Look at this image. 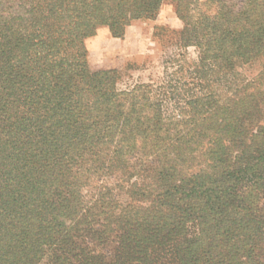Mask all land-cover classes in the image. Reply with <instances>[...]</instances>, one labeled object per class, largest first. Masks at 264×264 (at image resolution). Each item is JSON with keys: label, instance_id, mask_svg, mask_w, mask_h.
<instances>
[{"label": "trees", "instance_id": "obj_1", "mask_svg": "<svg viewBox=\"0 0 264 264\" xmlns=\"http://www.w3.org/2000/svg\"><path fill=\"white\" fill-rule=\"evenodd\" d=\"M54 1L0 0V264H264V64L164 118L84 44L164 0ZM169 1L200 85L264 57V0Z\"/></svg>", "mask_w": 264, "mask_h": 264}, {"label": "rangeland", "instance_id": "obj_2", "mask_svg": "<svg viewBox=\"0 0 264 264\" xmlns=\"http://www.w3.org/2000/svg\"><path fill=\"white\" fill-rule=\"evenodd\" d=\"M225 1L238 8L243 0ZM54 2V10L61 14L60 0ZM13 8L19 14L24 11L23 5L15 4ZM72 26L68 25V30L71 31ZM182 27L176 14V3L169 0L162 2L153 20H134L122 39L113 38L107 27H100L84 42L89 67L92 71L116 70L120 91H129L135 85H148L150 96L161 105L164 118L180 120L192 97L223 100L230 94L227 79L237 82L253 78L264 64L263 57L252 64L237 67L227 78L216 70L208 77L207 85H200L193 72L198 51L193 46L180 47L178 33ZM115 184L110 183L111 186Z\"/></svg>", "mask_w": 264, "mask_h": 264}, {"label": "crops", "instance_id": "obj_3", "mask_svg": "<svg viewBox=\"0 0 264 264\" xmlns=\"http://www.w3.org/2000/svg\"><path fill=\"white\" fill-rule=\"evenodd\" d=\"M124 37H125V35H124Z\"/></svg>", "mask_w": 264, "mask_h": 264}]
</instances>
